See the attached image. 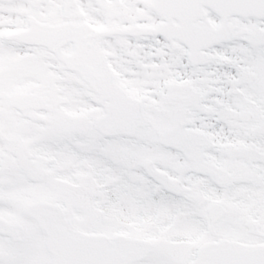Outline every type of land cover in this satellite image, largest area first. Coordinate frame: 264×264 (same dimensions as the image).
Returning <instances> with one entry per match:
<instances>
[{
  "label": "snow or ice",
  "instance_id": "obj_1",
  "mask_svg": "<svg viewBox=\"0 0 264 264\" xmlns=\"http://www.w3.org/2000/svg\"><path fill=\"white\" fill-rule=\"evenodd\" d=\"M0 264H264V0H0Z\"/></svg>",
  "mask_w": 264,
  "mask_h": 264
}]
</instances>
